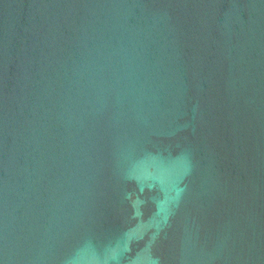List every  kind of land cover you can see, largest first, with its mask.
Returning <instances> with one entry per match:
<instances>
[{
  "label": "water",
  "instance_id": "water-1",
  "mask_svg": "<svg viewBox=\"0 0 264 264\" xmlns=\"http://www.w3.org/2000/svg\"><path fill=\"white\" fill-rule=\"evenodd\" d=\"M0 264H264V0H0Z\"/></svg>",
  "mask_w": 264,
  "mask_h": 264
}]
</instances>
